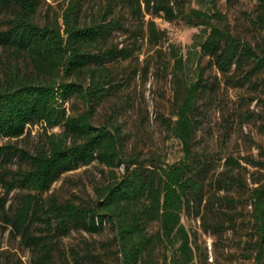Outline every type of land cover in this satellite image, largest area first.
Returning <instances> with one entry per match:
<instances>
[{"label":"trees","instance_id":"trees-1","mask_svg":"<svg viewBox=\"0 0 264 264\" xmlns=\"http://www.w3.org/2000/svg\"><path fill=\"white\" fill-rule=\"evenodd\" d=\"M42 1L0 0V6L11 14L7 21L0 20V138L17 140L26 135L28 127H44L34 152L10 144L0 146V188L5 190L0 210L6 209L14 190L22 192L9 217L13 233L35 250L33 264H53L54 239L80 229L100 233L107 222L115 231L122 264H156V250L174 242L179 243L176 252L167 255L162 264H196L182 213L194 201L202 205L205 200L204 183L211 164L209 159L195 158L190 148L195 129L192 113L201 84L198 81L188 88L173 128L183 142V161L169 164L139 156L124 158V136L119 127L97 126L93 121L104 99L120 90L108 64L130 56L110 46L113 34L124 28L116 9L125 6L132 17L143 20L150 15L167 22L182 19L192 27L205 26L200 57L208 58L212 67L228 77L249 65L251 74L264 72V0H257L251 17L259 35L255 45L234 35L229 27L212 23L223 19L218 10L212 15L199 9L184 13L179 0H106L99 11H88L87 18L85 0H69L62 21L48 19L40 24L36 15ZM143 24L155 44L166 34L158 31L153 19ZM176 63L182 68L183 58L177 57ZM74 98L86 105L84 112L69 113L67 103ZM56 129L60 132H54ZM14 159L28 163L29 168L8 170ZM93 163L104 167L110 177L95 188L92 202L76 204L48 195L63 174ZM237 165L235 158H227V170L214 181L218 191L242 187V178L235 173ZM253 185L250 256L255 264H264V183L254 180ZM223 199L226 205L238 201L229 195ZM207 200V205H215L211 198ZM36 226L42 228V235L35 234Z\"/></svg>","mask_w":264,"mask_h":264},{"label":"rangeland","instance_id":"rangeland-1","mask_svg":"<svg viewBox=\"0 0 264 264\" xmlns=\"http://www.w3.org/2000/svg\"><path fill=\"white\" fill-rule=\"evenodd\" d=\"M69 0H43L36 15L40 24L59 18ZM106 0H85L84 17L99 11ZM179 9L189 13L199 9L214 14L218 10L223 19H213L217 26H227L234 35L255 45L259 41L251 17L254 16L257 0H179ZM122 16L123 29L115 32L110 46L127 51V59L118 58L108 64L118 80L120 90L109 95L97 108L94 124H115L124 136V158L139 156L156 159L162 163H178L185 158L183 142L173 128L178 108L190 86L201 84L196 96L192 119L195 129L191 138V151L195 158L209 159L210 167L204 183L205 200L196 201L182 213V223L188 230L195 252L196 264H255L251 258L253 240L250 211V189L253 181L264 183V72L251 74L252 65L233 71L224 77L201 59V45L207 32L205 26L192 27L184 20L167 22L162 18L145 15L144 20L134 18L125 6L116 9ZM10 12L0 6V20L7 21ZM153 19L158 31L165 36L157 44L151 42L145 23ZM177 57H182L184 66H177ZM2 52L0 49V59ZM69 113L80 114L86 105L77 98L67 103ZM52 132V131H49ZM59 133L60 129L54 130ZM44 136V127H28L20 139L0 138L1 145H14L34 152ZM235 158L240 166L235 173L242 178V187L218 191L214 181L227 170L226 160ZM29 164L12 160L7 169H28ZM123 173V168H120ZM107 170L93 163L81 166L62 175L48 195L60 201L89 204L95 198V188L108 181ZM21 190H14L8 197L6 209L0 210V263L33 264L36 255L30 245L13 233L9 217L18 205ZM5 195L0 188V197ZM237 199L236 205H226L223 196ZM211 198L215 205H207ZM13 206V209L12 207ZM219 223L215 226V223ZM155 225L153 230H156ZM36 235L42 228L36 226ZM115 231L107 222L100 233L73 230L67 236L52 239L53 264H122ZM179 243L160 246L155 254L156 264L171 257ZM170 262V258H167Z\"/></svg>","mask_w":264,"mask_h":264}]
</instances>
